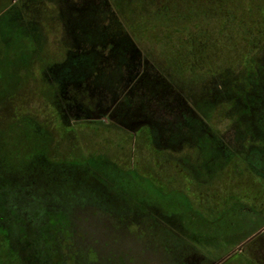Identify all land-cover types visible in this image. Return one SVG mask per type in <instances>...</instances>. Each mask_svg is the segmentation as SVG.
I'll list each match as a JSON object with an SVG mask.
<instances>
[{"label": "trees", "instance_id": "trees-1", "mask_svg": "<svg viewBox=\"0 0 264 264\" xmlns=\"http://www.w3.org/2000/svg\"><path fill=\"white\" fill-rule=\"evenodd\" d=\"M53 1L63 26L62 40L68 49L63 61L45 68L44 76L49 87L53 86L50 92L54 99H58L60 92L63 94L62 90L68 85L74 91L83 92L82 95H87L93 87L98 90L106 85L108 88L111 86L113 104L106 115L110 123H101L102 126L137 134L146 130L151 144L165 162L173 166L176 172L188 175L199 188L198 193L202 191V184H215L214 180L225 175L229 169L243 167V171L253 179L264 175V0L250 4L247 9L241 5L243 0ZM228 6L239 12L234 13V9L228 11ZM182 9L186 11L181 13ZM23 10L17 6L0 10V21L7 17L0 26V43L7 45L5 51L0 49V75L10 74L12 67L9 65L13 63H32L33 57L41 53L37 46L43 42L42 35L37 34L40 32L36 25L38 23L31 22L36 30H25L22 25ZM24 11L25 17H30L29 12ZM173 13L182 14L186 20L199 15L204 21L209 18L223 22V33L242 34L245 41L243 54L233 63L219 61L211 65V53L207 48L212 34L209 36L210 30L202 29L201 25L195 32L191 31L194 33L188 36L187 41L193 55L196 53L194 62L189 66L191 77L186 79L181 75L183 71L177 64L178 59L174 60V70H160L141 48L137 38L144 33L142 22L147 17L153 18L155 23L162 20L171 22L177 20ZM227 36L230 38L229 34ZM219 37H216L218 41ZM169 39L166 37L165 41ZM167 43L171 45V42ZM186 59L189 60V57ZM14 70L15 77L21 79L24 67L16 66ZM10 91L13 93V88ZM223 105H232L231 111L238 115L234 124V147L209 123L210 115ZM57 109L60 111L61 106ZM165 116L176 120L175 130H170L168 124L162 121ZM60 117L59 124L69 128L63 114ZM179 117H182L181 122ZM20 122L22 132L8 139L14 143V147L5 150L0 144V174L5 177L0 179L3 178L5 185L9 183L8 180H18L23 191L40 194V188L46 187L51 191L55 183L59 184L58 187L62 185L60 188L64 190L63 179L68 177L74 181V185H78V189L66 193L82 196L92 192L96 197L95 201L84 202L81 199L83 213L95 209L96 215L103 218L114 215L113 221L119 230L127 232L135 226L136 229H132L139 230L135 234L145 238L152 234L150 230H157L160 227L157 225H161V229H166V234L188 240L185 249L201 253L193 245L201 241L196 232L191 234L172 223L166 211L152 208L149 203L134 200L132 206L120 199L112 201L120 206L119 210L111 212L106 209L107 201L103 194L111 192L109 195L117 198L115 189L118 185L116 181L113 185L105 177L103 165L115 163L114 160L107 155H91L77 162L54 159L51 156L52 132L48 133L49 129L33 121ZM45 133L51 138L43 135ZM116 165L126 174L133 170L118 163ZM67 184L70 183L65 186ZM81 191L84 193L80 194ZM0 231L3 237L9 238L7 232L3 234V230ZM126 234L127 238H131L132 232ZM43 236L44 240L48 239L45 234ZM114 248L116 254H111V264L117 263V254H125L124 245L118 243ZM161 248L177 256L171 248ZM204 251L208 253L207 248Z\"/></svg>", "mask_w": 264, "mask_h": 264}, {"label": "rangeland", "instance_id": "rangeland-1", "mask_svg": "<svg viewBox=\"0 0 264 264\" xmlns=\"http://www.w3.org/2000/svg\"><path fill=\"white\" fill-rule=\"evenodd\" d=\"M256 1L260 2L243 0L241 5L247 9ZM12 6L22 7L29 12L28 19L24 15L26 13H23L24 10L21 13L24 18L22 25L28 32L36 30L31 22L37 21L36 25L40 31L37 34L42 35L43 42L41 46L40 42L36 44L41 53L33 57L32 63H13L9 65L12 67L10 74L0 75V144L3 149L14 147V143L8 139L22 132L20 121H33L49 129L48 133L52 132L51 156L54 159L77 162L91 155H107L115 163L103 165L105 177L113 185L116 181L118 187L115 189L117 198L109 195L111 192L103 194L104 200L107 201L106 209L111 212L119 210L120 206L112 201L121 199L132 206L134 200L144 201L152 208L166 211L170 217H167L169 221L191 234L197 233L201 241L190 242H194L195 249L201 252L207 248L212 260L237 249L241 250L262 232L264 175L253 179L243 171V167L236 168L237 170L229 169L225 175H220L214 180L215 184H202V193H198L199 188L188 175L176 172L173 166L165 162L161 153L151 144L146 130L137 134L130 130L125 132L102 126L110 123L106 115L113 104L111 86L108 88L106 85L98 90L93 87L87 95H82L83 92L74 91L68 85L62 90L63 94L60 92L58 99H54L50 92L53 86L49 87L44 76L45 68L63 61L68 50L62 40L64 32L56 3L53 0H0V10ZM231 7H227L228 11L234 9V13L239 12ZM185 11L182 9L181 13ZM173 17H177V20H162L161 23H155L153 18L147 17V20L142 22L144 33L137 38L141 48L160 70H174V60L178 59L177 64L183 71L181 75L186 79L191 77L189 66L194 62L196 53L193 55L187 41L188 36L201 25L202 29L210 30L209 36L212 34L207 48L211 53V65L219 61L233 63L243 54L245 41L242 34H231L228 31L227 34L232 39L230 41L226 32L221 30L223 22L208 20L209 18L204 21L199 15L190 20L184 19L179 13ZM30 18L35 20L31 21ZM192 30L194 32H191ZM218 36L222 37H219L220 41L216 39ZM166 37L170 39L165 41ZM166 42H171V45ZM5 46L7 45L3 42L0 43V49L5 51ZM186 57H189V60ZM16 66L25 69L21 79L15 77ZM12 88L13 93L10 91ZM58 106H61L60 111ZM231 106L223 105L217 108L210 115L209 123L234 147V124L238 115L231 111ZM60 114H63L65 121L69 123V128L59 124ZM181 120L182 117H179L180 122ZM162 121L168 124L170 130H175V119L165 116ZM117 163L133 170L126 174L119 169ZM0 177L5 178L2 174ZM3 178L0 179V225L6 227L7 235L12 238L20 257L13 256L14 251L11 250L10 259H7L6 264H111L110 257L114 252L116 254L114 246L118 243L124 245V248L127 244L132 245L128 248L149 256L162 253L164 249L161 246L174 250L177 257L189 253V250L185 249L188 240L166 234V229L162 228V231L161 225H157L160 226L157 230H150L153 232L149 234V238L137 236L139 230H133L136 229L133 226V229L127 231L132 232L131 238H127L126 230L115 227L113 214L103 218L96 215L95 209H88L83 213L81 199L84 202L95 201L96 197L92 192L83 194L81 191L82 196L69 194L76 192L78 185H74V181L68 177L63 179L64 190L60 188L62 185L58 187L59 184L55 183L53 189L47 185V188L51 189L49 191L43 184L45 188H40V194L23 191L18 180H8L6 186ZM68 182L70 184L65 186ZM59 189L64 192H53ZM44 234L48 237L47 240H44ZM2 237L0 234V241ZM190 252L192 253V250ZM14 258L19 259V262ZM139 258L141 259V255ZM138 264L141 262L138 261Z\"/></svg>", "mask_w": 264, "mask_h": 264}, {"label": "crops", "instance_id": "crops-1", "mask_svg": "<svg viewBox=\"0 0 264 264\" xmlns=\"http://www.w3.org/2000/svg\"><path fill=\"white\" fill-rule=\"evenodd\" d=\"M128 246H132L127 244ZM128 246L125 248L124 255H118L116 257V264H123V259L125 264H138V261L141 262V264H151L154 262V264H259L252 260L247 255L243 254L241 250L237 249L233 251L232 253L223 254L221 257H214L215 259L212 260L210 258V255L207 252H190L183 255L182 257H177L174 254L166 252L163 250L162 253H159L157 256H149L146 254H141L138 252H135V249L128 248ZM144 246V244H143ZM142 246V248H143ZM141 248V249H142ZM139 251V250H138ZM134 253H138L137 255H133ZM139 255H141V259L139 258Z\"/></svg>", "mask_w": 264, "mask_h": 264}, {"label": "flooded vegetation", "instance_id": "flooded-vegetation-1", "mask_svg": "<svg viewBox=\"0 0 264 264\" xmlns=\"http://www.w3.org/2000/svg\"><path fill=\"white\" fill-rule=\"evenodd\" d=\"M2 225L3 224L0 225V229H2L3 230V234H5L6 227H4ZM263 234H264V229L262 230V232L259 235H257V237H260V240L257 241L254 244L253 248H252V246L249 248L250 251L253 250L254 256H256V258L260 261L261 264H264V235ZM1 235H2V232H1ZM245 245H247V244H245ZM11 250L14 251V255L13 256H17L18 258H20L19 257V253H17V250L15 248V244H14L12 238H10V237L6 238L4 236V239H3V237H2V239L0 241V264H6L7 263V259H10ZM34 256H36V255H34ZM18 260H16V261H18ZM47 261H50V260H47Z\"/></svg>", "mask_w": 264, "mask_h": 264}, {"label": "water", "instance_id": "water-1", "mask_svg": "<svg viewBox=\"0 0 264 264\" xmlns=\"http://www.w3.org/2000/svg\"><path fill=\"white\" fill-rule=\"evenodd\" d=\"M259 240H260V237H256V238H254V239L251 240L249 243H247V245H245L244 247H242L241 252H242L243 254L247 255L248 257H250V258H251L252 260H254L255 262L261 264L260 261L256 258V256H254V254H253V250H252V251L249 250V248H250L252 245H254V244H255L257 241H259ZM253 247H254V246H252V248H253Z\"/></svg>", "mask_w": 264, "mask_h": 264}]
</instances>
